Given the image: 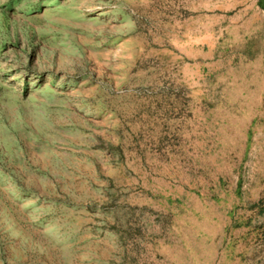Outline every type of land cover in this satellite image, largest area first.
<instances>
[{
	"label": "rangeland",
	"instance_id": "1",
	"mask_svg": "<svg viewBox=\"0 0 264 264\" xmlns=\"http://www.w3.org/2000/svg\"><path fill=\"white\" fill-rule=\"evenodd\" d=\"M257 3L0 0V264H264Z\"/></svg>",
	"mask_w": 264,
	"mask_h": 264
},
{
	"label": "crops",
	"instance_id": "2",
	"mask_svg": "<svg viewBox=\"0 0 264 264\" xmlns=\"http://www.w3.org/2000/svg\"><path fill=\"white\" fill-rule=\"evenodd\" d=\"M261 1H262V0H257V2L260 4V6L264 9V6L260 3ZM263 1H264V0H263ZM258 3H257V4H258ZM259 4H258V5H259Z\"/></svg>",
	"mask_w": 264,
	"mask_h": 264
}]
</instances>
